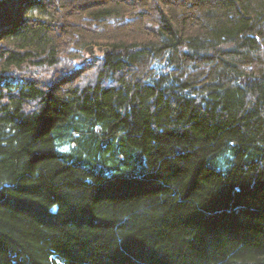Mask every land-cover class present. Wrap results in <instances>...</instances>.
Segmentation results:
<instances>
[{
  "label": "trees",
  "instance_id": "1",
  "mask_svg": "<svg viewBox=\"0 0 264 264\" xmlns=\"http://www.w3.org/2000/svg\"><path fill=\"white\" fill-rule=\"evenodd\" d=\"M0 264H264V0H0Z\"/></svg>",
  "mask_w": 264,
  "mask_h": 264
},
{
  "label": "rangeland",
  "instance_id": "2",
  "mask_svg": "<svg viewBox=\"0 0 264 264\" xmlns=\"http://www.w3.org/2000/svg\"><path fill=\"white\" fill-rule=\"evenodd\" d=\"M25 14L27 16H32V17H37V18H42V19H48L49 18V16L45 12L40 11L37 6L29 7L26 10Z\"/></svg>",
  "mask_w": 264,
  "mask_h": 264
},
{
  "label": "water",
  "instance_id": "3",
  "mask_svg": "<svg viewBox=\"0 0 264 264\" xmlns=\"http://www.w3.org/2000/svg\"><path fill=\"white\" fill-rule=\"evenodd\" d=\"M85 50L90 54V56H93L94 55L93 46H88ZM97 50L98 51H101L102 48L99 47V48H97ZM107 50H108L107 48H104V52H106Z\"/></svg>",
  "mask_w": 264,
  "mask_h": 264
}]
</instances>
